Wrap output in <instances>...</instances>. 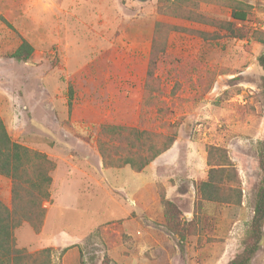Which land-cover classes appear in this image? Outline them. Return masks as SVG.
<instances>
[{"label":"rangeland","instance_id":"1","mask_svg":"<svg viewBox=\"0 0 264 264\" xmlns=\"http://www.w3.org/2000/svg\"><path fill=\"white\" fill-rule=\"evenodd\" d=\"M175 4L0 0V117L14 141L56 163L43 226L17 229L19 248H50L53 264H228L242 251L262 179L264 46L249 38L205 43L182 36L172 49L182 61L177 72L190 73L192 62L201 68L187 81L164 65L147 92L155 24L190 27L177 19ZM233 6L248 11L245 22L231 18ZM198 9L250 35L264 32V0H203ZM24 40L34 48L31 59L9 58ZM102 124L156 134L178 124V131L171 150L136 173L104 166ZM208 146L226 148L242 181V206L216 209L199 237L181 243L163 226L159 190L193 220ZM7 187L0 182V192ZM251 264H264V240Z\"/></svg>","mask_w":264,"mask_h":264},{"label":"trees","instance_id":"2","mask_svg":"<svg viewBox=\"0 0 264 264\" xmlns=\"http://www.w3.org/2000/svg\"><path fill=\"white\" fill-rule=\"evenodd\" d=\"M176 1L177 19L190 24V27L167 25L160 20L155 24L144 84L145 91H153V82L158 81L156 73L164 65L172 67L177 78L187 81H192L191 72H194V69L201 68L200 64L192 62L190 73L188 69L177 72L182 61L173 56L172 49L182 36L205 43L216 42L224 37L249 38L264 46V32L250 35V30L238 27L229 19L212 18L201 13L198 8L203 0ZM231 10V18L234 21L247 20L248 11L244 8L233 6ZM171 17L174 18L173 15ZM170 35L178 36L177 42L174 43V40L171 42ZM33 53V46L24 40L9 58L27 63ZM258 63L264 71V49L258 57ZM70 89L72 98V87ZM261 89L264 98V76ZM167 131L156 134L148 129L102 124L97 147L104 166L106 168L128 166L136 173L143 172L176 142L178 124H169ZM207 152L209 171L206 179L197 185L198 195L193 220L185 221L179 207L167 199L165 189L159 190L163 226L169 234L179 236L181 243L188 238L199 237L206 225L203 220L206 217L212 218L216 209L242 206V181L226 148L208 146ZM258 161L262 179L254 199L253 216L242 251L228 264H251L264 240V141L258 144ZM55 170L56 163L48 155L14 141L0 117V176L11 181L10 204L0 198V264H53L50 248L36 253L19 248L15 231L24 224L30 225L37 232L42 228L47 212L44 204L51 201L52 174Z\"/></svg>","mask_w":264,"mask_h":264},{"label":"crops","instance_id":"3","mask_svg":"<svg viewBox=\"0 0 264 264\" xmlns=\"http://www.w3.org/2000/svg\"><path fill=\"white\" fill-rule=\"evenodd\" d=\"M61 1H62V0H61ZM72 1H73V0H72ZM74 1H77V0H74ZM69 3H70V5H69V8H70V7H72V3H71V2H69ZM170 150H171V149H170ZM170 150H169V151H170ZM166 153H167V152H166ZM162 156H163V155H161L160 157H158L153 163H154V164L157 163V162L161 159ZM153 163L151 164V167H152ZM0 182L8 186V187H7V190H6V188H5V194H3V192H0V198H1L5 203L10 204V200H11V181H10L9 179H7V178H4V177H1V176H0ZM2 190H3V188H2Z\"/></svg>","mask_w":264,"mask_h":264}]
</instances>
